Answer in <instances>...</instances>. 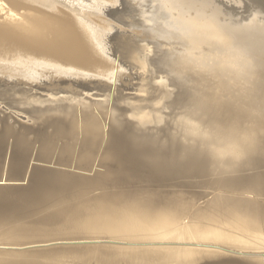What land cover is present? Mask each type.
<instances>
[{
  "label": "rangeland",
  "instance_id": "1",
  "mask_svg": "<svg viewBox=\"0 0 264 264\" xmlns=\"http://www.w3.org/2000/svg\"><path fill=\"white\" fill-rule=\"evenodd\" d=\"M0 1L3 4V9H4L3 11L4 12L13 11L14 13L18 14V16H17L18 18L19 17L20 18H23V19H21L23 21H26V18L29 16L28 15V12H27V9L28 8H30V9L33 8V9L40 10L42 12H47L49 14L56 15V16L60 17L61 19L64 18V20H68V21H72L71 20L72 19L71 17H74L75 16L74 18L76 20H79L81 23L82 22L83 23L84 22H87V23H90V25L92 26V25H94V22H95V24L98 26V28L101 27V29H102L101 31L105 30V28H108V26H105L104 27L102 24L98 23V21H95L93 19V17H92L93 15H91V14L94 12V10L87 8L86 10L85 9L82 10L85 13L84 12L81 13V11H80L81 9L78 11L77 8H74L72 6L69 7L68 4L63 3L61 0H55V1L54 0H16V2L13 1V0H0ZM138 1H135L134 3L136 4ZM169 1L170 2L168 4V11H169V9L171 11V12L169 11L170 14L168 13L169 17H171V15L173 13H175V14H173L174 16L172 15V17H171V19H169V21L172 20L171 21V22H173L172 25L173 24L174 25H177L178 22H179L178 25L179 24H181V25H179V26L178 25L177 26H174L173 25V27H171V29L169 27L168 30H172L173 29L174 31H176V29H177V31H180L181 28H178V27H181L182 25H184L185 24L184 22H186V25L189 22L191 24H188V25H191L192 27L195 26L194 27V30L195 29L196 30L198 29V31H195V34L193 35L196 43L194 41H192L191 43L188 42V44H189L188 46H187V43L185 44L186 46L184 44L182 45V43L180 41H178V43H177V41L174 43L177 46L173 45V46H175L174 47L175 49H173V51H175L177 54H179V53L181 54V55H178L180 62L181 63L188 62V63H187V65H182L181 63L178 62V60H177L178 57L177 58H174L172 60V62H171V60H169L170 61V63H168L169 66L167 65L166 68H165L166 71L167 72L170 71L173 74L178 73V72L179 73L177 74V77H176V74L174 75L177 79H175L174 77L168 76L167 73H164V76H167L165 78L166 79H169V80L171 79L170 82H171V85L173 87H174V85L175 86L179 85L181 87V89L179 91H183V89H185L186 91H191V92H194V91L196 92L197 91L199 93L200 100H204L208 96V98H210V100H207L208 98L205 99V100H207L206 102H208V101L210 103L212 102L211 104L214 105L213 106L214 108H218L219 105L221 107V103L224 102V101L225 102H224V104L222 103V105H223L222 107L225 108V106H227V108L230 111H233L234 112L236 109H238V108L241 107L239 109V111L236 110L234 113H236L240 117V119H242L241 117H243L242 121L245 118L249 119L248 117H250V118L251 117H255L258 114H261L260 112H263L264 113V111L257 110V109H260V108H262V110H264V107H261L260 106L261 105V102L264 105V13L261 12V11H259L257 9L258 6H260L261 3L263 4V1L262 0H259V1H257V0H169ZM95 5L92 4V6H94L95 8L97 6L99 7L98 4L96 6ZM128 5L132 7L133 2L129 3ZM137 7H138V4L135 5V6H133V8H137ZM240 8H243V10L240 11L239 13L238 12H235L234 9H240ZM91 11H93V12H91ZM29 13H30V16H31L32 13L31 12H29ZM82 14H83L84 17L82 16ZM0 16H1L0 17V25L3 24V23L5 24V22H7V21L3 19V15H0ZM66 17L69 18V19H67ZM173 17H174V20L175 21H177L176 20V17H177V19H178L177 23L174 22ZM179 17H181L183 24H182V22H180L181 19ZM105 20H106L105 22L109 24V23H111L112 17H106ZM90 21H93L92 22L93 24ZM207 22H209V23L207 24ZM159 24L160 23H157L156 26H159L158 28L160 29V25L162 23L160 25ZM209 24H210V28L208 27ZM204 26H205V28H204L205 30L202 29ZM115 27L118 28V27H121V26L115 24ZM138 27L140 29H138ZM134 28H133V31L134 32L139 33V32L142 31L141 30V26H137V27H134ZM156 31H157V29H156ZM217 31L219 32V35H218ZM126 35L127 36L129 35L130 36L131 33H127ZM171 36H173V34H171ZM215 36H216V38H215ZM195 37H199L200 39L199 38H195ZM162 39L160 38L159 40L161 42H163ZM198 39H199V41H198ZM208 39H209V41L210 40L211 41L208 42ZM200 40H202V41H200ZM9 41H11V40H9ZM9 41L2 40L0 42V64H2V65H7V64L8 65L9 64H12V65H17V64L27 65L25 63L26 61H30V62H32V61H42V62H49L48 65H50L51 67H48L47 68V67H45V65L40 66L41 63H37V64H31L30 63L29 66H34V67L38 68L39 71L41 69L43 70L45 68L47 70H52V72H55V70H59L60 71L58 73L55 72L57 74V78L56 79H55V77H56L55 73H52V74H54V76L52 74L49 75V76H47L48 78L47 77H33V79H32L31 77L30 78L27 77V78L30 79L29 81H25V80L23 81V79H26V78H23V77L21 78L20 77L22 79L21 80L19 77H17V78H19V80L21 82L22 81H23V83L24 82L25 83H28L29 82V83H32V84H34V82H36L34 85L35 86H38V87H41V88L42 87L44 88V86H46V85H49V86H61L62 85V87H64V88L66 87V88H69V89H73L74 91H76V92H78L80 94L78 95V99H77V101L74 104V107L76 105H78V106L75 107V109H74V107H72L71 109L70 108H67L68 110L67 111L65 110L66 112H68L67 114L65 113V111H63V113H65V114H63L62 112L59 113V111H52L53 113H56V114H53L52 113V115H54L53 116V119L61 116L60 117V120H62V122H60L61 125L59 123V125H57V126H50V127L40 128L38 130L39 131L42 130V131H40V133L39 132L36 133L35 135L33 133H29L30 135L29 134L27 135L25 133L24 134L23 133H14L13 131H9V130L4 129V128L2 129V127L0 128V188H6L7 187V188L16 189V188H20V187H27L35 179L36 174H39V173H46L48 175H51L53 178H58V179H61L62 177H67V176H68V180L71 179L70 181H68V183L63 184V186L59 185L60 188H58L59 186H57V189H56V187L49 189L45 193V194H47L46 197H43L44 201H39L38 203L35 202V205H34V203H32V201H28L25 207L29 206L30 209H29L27 215H22L23 216V217H21L22 219L21 218L18 219L19 217H17V218H14L9 223H7V221H0V261H2V260H5L6 261L7 259H8L7 261H9L10 259L11 260H14V261L15 260L16 261L17 260H26V264H29V263L31 264L32 262L34 263L37 260H39L40 262L42 261L41 263L44 262L46 264L47 263L48 264H56V261H58L57 263H61L63 261L61 264H70V263L71 264H115V263L118 264L119 261L122 260V258H121L122 256L121 255H127V254H129L128 252H131V249L135 250V252H138L140 250L141 251H144V250H148V249L150 250L151 248L152 249L154 248V249L157 250V254H159V255H163V254L166 255V253L167 254H171L174 251H176L177 249H179L180 247H183L184 249H186V248L187 249H190V248L194 249L195 248V249H199V250H203V251L206 250V251L214 252V254L218 258H216V259H208V260L205 261V264H264V223H263L264 221H262L264 219V211H263V213L261 212L263 214L262 216L260 215L261 213L259 212V210L260 211L261 210H264V209H262V208H264V205H263L264 204V196H263L264 195L263 194L264 191H261V188L262 187H263V190H264V180H263V183L260 184L261 186L259 184H258V186L257 185H252V187L254 186V188H256L255 190L243 189L247 193L249 191L248 194L245 192L247 195H249V197L247 195L245 196L244 195L245 193H243V190L241 191V189L240 190H237V192L239 194H237V192L235 193V190H233V192L231 191L232 194H230V189H225V188H222V189L218 188V189H215V190L214 189H211V190H208V191H210V192H208L206 190L209 189V188H202L201 187V189L199 190L200 187H194V188H192V189H190L188 191L187 188H184L185 190H183V187H181V188H179L180 191H181V193L178 191L179 189H177V190H175L173 192L171 191V193H170V190H168V192H162V195H164V197H166L167 195H171L170 197L167 196V198H172L173 199V198H175L177 196H179V197L182 196V197H180V199H179V197H177L176 200L179 199L180 202L181 201L183 202V200L185 198H186L185 200H188V202H186V204L185 203L179 204L178 202H176L175 205H172L173 203L170 204L171 206H175V208L178 206L176 208V210H178V211H176L173 207H172L173 210L169 209V208H171V206H169V204H167V205L165 204V205L168 206L167 207L168 210L176 211L177 214H179L181 211L183 212L182 209L184 208V213H182V212L181 213L185 215V217H184L185 219H183V216L184 215L180 216L182 218L181 220H183L182 222H185L186 221L188 223L194 224L195 226L196 225L198 226L200 224L198 226V229L200 231L197 229V226H196L195 228L198 231L197 232H191V233L186 232V229H184L182 227H181V231H178L180 229V225H177L179 227V229H178V227H176L177 230L176 229L163 228L164 226L163 225H160V224H166V222L167 223L169 222L168 219L171 220L172 218H170V217H168V215L164 214L163 217L166 218V216H167V218H166V220H165V218L163 219V217L161 216L162 214L160 213L161 214L160 215L159 213H157V211L159 210V208H158L159 205L158 204L154 206V208H158V210L156 209L157 211H153V212H151V211H147L146 212V210L144 209V207L143 208H135L137 205H135L134 208L133 207L132 208H128V206H126L124 204V202L120 198H118V195L119 194H115L116 196H114V193H111V191H117L118 190L117 192H121V193H124V194H129V195L131 194L132 195L131 196L132 198L135 197V198H133L134 199L133 201L136 202V203H139V199L142 197V191L145 190L144 189L145 186H143L144 183H141V182L138 183L137 182V181H139V179H137L136 182H130L128 184L124 182V183H122L123 186L121 184H118V186L117 185L114 186L112 184H111L112 186H105L104 184H102L103 186L101 185V187H100V185H99V187L97 185L95 187L93 186L92 188L90 187L91 189H89V188L83 187V186L81 188H79V186H77V184L75 183L76 184V187H75V185H73L74 182H72V180H75L77 178L78 179L81 178V179H84V180H86L87 177L88 178H97L98 177L99 179H102V178L103 179L104 178H106V179H108V178H116L117 175H118V171H119V169L113 168L112 165H110L105 158L104 159L101 158L103 156V154H104V144L106 143V142H104L105 141L104 135L106 133V128H105L106 120L108 121L109 124H111V123H113V121H111V120H115L112 117L117 118V115H115L114 112H112L114 114H111V116H108V117L106 116L107 115V112L109 110L108 108L109 107H112V106L114 108V105L115 104H114V101H113V97H112L111 100H102L103 98H99V97H92L91 98L89 95L93 91L92 90L93 87L96 84L99 83L98 85L102 86L103 87V90H105V92H106L107 90H109L108 87H110V85L113 83V81H116V82H119V83H121V82H124V83H126V82L127 83H129V82H131V83H137L138 81L136 79L135 80H131L132 79V77H131L132 76L131 75V71H130L129 68H127V65H126L125 62H124L125 64L122 63V62H119L118 63L115 60L116 59V56H115V53L113 51L114 50L113 47H115V46H113V44H112V46H110V48H113V50H111L109 52H107L108 49H107V46H106V50L107 51H105V49H103L104 50L103 51L102 50L103 47L101 46V43L98 42L97 39L95 40V42H92V41H89L88 42L89 46H91L92 51L94 53V55L92 56L93 57V60L92 61H94V62H92L93 64L92 63L89 64V66L88 65H84V64L83 65H79V64L70 62L68 60L62 59V58L58 57L57 55H55V54L53 55L52 53H49V52L44 51V50H41V51H44V53L43 52L41 53L40 50H38V49L36 50L35 48L33 49V47H32V50H33L32 51V50H30L31 47H28L29 48L28 49L27 47L19 46L17 44H14V42L11 43ZM215 41H216V43H215ZM201 42H204V43H201ZM93 45H94V48H93ZM195 45H197L198 47L195 46ZM199 45L202 46L201 48H203V49H200ZM205 45L207 47L209 46L208 47V51H207V47H205ZM184 46H185V49H183ZM192 46L197 47V49L194 48V47H192ZM186 47L189 48L188 49L189 52L187 51ZM222 47H224V48H222ZM17 48H19V49H17ZM198 49H200V50H198ZM178 50L180 52H178ZM203 50L205 52H208V53L205 54V52H203ZM37 51H39L40 53L37 52ZM182 51H184L186 53V55L183 54L184 52H182ZM200 51H202V52H200ZM211 51H213V52H211ZM187 52H188L189 55H187ZM224 52L227 53V56H225V57H224V55H226V54ZM108 53H111V54H108ZM202 53H203V55H200ZM46 54L48 55L47 57H46ZM209 54L211 56H209ZM50 55H51V58L49 57ZM204 55L206 57H204ZM181 56L183 58L186 57L184 59H186L187 61L184 60L183 58L181 59ZM195 56H197L196 57L197 59H195ZM216 56H218L219 58H217ZM236 56H238V57H236ZM199 57L202 58V60ZM222 57H223V60H222ZM227 57L228 58L229 57L230 58L232 57L233 60H231L230 58L227 59ZM203 58H206V59L210 58L211 60L210 59H208V60H210V63L212 61V64H214L215 66L214 65L213 66L212 65H209L210 64L209 61L206 60V59L203 60ZM198 59L201 62V64L205 61L202 66H201L200 62H198L199 65H198V63L195 65V63L198 61ZM224 59L228 60V62L226 60H224ZM235 59L238 62V64H237V62H235ZM111 60H112V62H111ZM192 60L195 61V62H193ZM220 60H221V62L222 61L223 62L226 61V62L224 64H222L223 62L222 63L219 62ZM230 61H232V62H230ZM94 63H95V65H94ZM173 63H176V64H173ZM185 63H183V64H185ZM189 63H190V65H193V68L194 69L192 68V66L190 67ZM205 63L207 64V67L208 68L206 66H204V65H206ZM216 63H218V64H216ZM228 63H233V65L231 64L230 67L229 66L227 67V65H229ZM235 63H236V65H235ZM77 65H78V67H77ZM188 65H189V67H188ZM178 66H179V69H177ZM181 66L183 68H181ZM233 66L234 67L237 66V68L236 67L234 68V71H233V68H232ZM167 67H170V68H167ZM173 67H175V68H173ZM215 67H216V69H215ZM225 67L227 68V70H225L226 69ZM238 67H240L241 69L238 68ZM82 68H86V69L88 68V69L85 70V69H82ZM205 68H207V69H205ZM181 69H183V71ZM201 69H203V70H201ZM212 69H213V72H212ZM185 70H187L189 73H191V75L188 72H186ZM198 70H199V73L200 74L197 73ZM76 71L81 72L82 74H80V75H85V76L80 77V75H77ZM134 71L135 70H133L132 73H134ZM201 71L202 72L204 71V72L202 73ZM235 71H238V72L236 73ZM138 72H142V71H138ZM181 72L184 73L183 74V77L181 75L182 74ZM185 72H186V74H185ZM219 72L221 74H219ZM232 72H235V73L233 74ZM193 73H195V74H193ZM208 73H209V76L206 75V77L208 76V78L206 79V77H205L204 74H208ZM60 74L62 75L61 77H59ZM147 74H149V73H147ZM212 74L215 77L217 75H219V76L222 75V74L223 75H222V78H221V76L220 77L217 76V78H215ZM237 74H238V77H237ZM239 74H240V76H239ZM113 75H114V77H113ZM186 75L188 76V80H186L187 79V76ZM196 75L200 76L198 78L199 80L203 77L205 79V82H203L204 79L200 80V82H201V85H200L199 84L200 82L199 81L197 82L198 79L196 80V78H197ZM202 75H204V76H202ZM211 75H212V77H211ZM228 75L229 76L231 75V77H228ZM190 76H192V78L193 77H196V78L195 79L194 78L192 79V78H190ZM49 77H51V79H49ZM63 77H64L65 80L63 79ZM147 77H146V80H149ZM209 77L212 78V79H215V82L212 81V79L209 80L210 79ZM5 78H9V77H5ZM13 78H14L15 81L18 80V79H16V77H13ZM34 78H36V79H34ZM52 78L55 79V80H52ZM61 78L63 80H61ZM71 78L72 79L74 78V79L72 80ZM220 78L222 79V81H221ZM235 78H237V79H235ZM37 79L41 83L37 82L36 81ZM58 79H60V80H58ZM76 79H78V80H76ZM92 79H93V81H92ZM179 79L180 80L181 79H184V80H186V81L189 82L188 83L189 85L193 84V86H189L188 84L181 86V84H179V81H176V80H179ZM190 79H192V80H190ZM218 79H220L219 80V82H220V88H218L219 84H217V82H218L217 80ZM26 80H28V79H26ZM74 80H76L77 82L74 81ZM86 80H87V82H86ZM194 80H196V81H194ZM226 80H227V82H226ZM231 80H234V82H236V84L235 83H232L233 81H231ZM239 80L242 81V82H240ZM47 81H49L50 83H52V82L53 83L50 84ZM54 81H55V83H54ZM63 81L66 82V83L69 82V84H66L65 83L66 84L65 85ZM71 81L72 82L74 81V82L72 83ZM81 81L82 82L85 81V82L84 83H81ZM206 81L209 82V84ZM230 81H231V83H230ZM238 81L240 82V85H239V82ZM56 83L59 84V85H57ZM86 83L89 86H87ZM127 83H126V85H127ZM203 83L205 84L204 86H206V84H208V86H210V84H211L212 87L215 86V87H213L215 89H213V90L211 89L210 90V88H212V87L211 86L210 87L206 86L210 90L209 91L206 87L203 86ZM227 83H229V84H227ZM79 84L82 85V86H80ZM212 84H214V85H212ZM230 84H233V85H230ZM223 85L226 86L227 88L226 87H223ZM235 85H236V87H235ZM232 86H234V87H232ZM87 87H88V89H87ZM216 87H217V89H216ZM228 87H229V89H228ZM142 88H145V87L143 86ZM198 88H199V91H198ZM221 88H223V89H221ZM201 89H202V92H201ZM205 89H206L207 92L206 91L203 92V90H205ZM88 90H89V94L87 92ZM216 90H217V92L219 90L220 91L219 92V95L222 96V97L219 96L220 97V98L218 97L219 99L217 98L218 93L216 92ZM222 90L224 91L225 94L223 92H221ZM79 91H83L84 94L86 93L88 95L86 97H84V94H81V92H79ZM209 92H211V93H209ZM212 92L214 93V95H215V93L217 94L216 97H214L212 95L213 94ZM200 93H204V96L205 97L203 96V94H201L202 95L201 96ZM207 93L208 94H211V95H207ZM123 94L125 96L128 95L126 97H129V96H134V95H138L139 96V95H141L143 93H141L139 91H135V90L129 89V88L128 89L126 88L125 90H123L122 95ZM232 94H234V95H232ZM212 96L214 98H216L217 101H215L216 99H213ZM223 96L225 97V99H224ZM108 97H111V96H108ZM254 97H256V98H254ZM58 98L62 99L61 97H58ZM211 98L215 101V103L213 102V100ZM64 99L70 100V101L71 100H76L74 97H71V98L67 97V98H64ZM221 99H222V101H221ZM245 101H246L247 104L245 103ZM90 102L91 103L93 102V103L90 104ZM97 103H99V104H97ZM218 103H220V104H218ZM227 103H228V105H227ZM242 104H243V106H242ZM8 108L3 103H0V116L2 115L0 117V119H2V118L3 119H6V118H9V117H12V116L13 117L14 116L17 117V115L19 114V117L17 119L20 120L22 118L21 121L26 122L25 124H29V125H33L34 126L33 121L31 119L29 120V119L26 118V116H33L34 117V115H30L28 113L21 112V110L19 111V110H16L15 108H12V107H9V106H8ZM94 109H95V111L96 110L97 111L95 112ZM69 110H71V112ZM90 110L93 111L94 113L91 112ZM74 111H76V112H74ZM85 111H87V113ZM252 111H254L255 113L253 112L251 114L250 112H252ZM75 113H76V115H75ZM81 113H83V114H81ZM240 113H241V116H240ZM245 113H246V115H245ZM48 114L50 115V113H45L46 116ZM55 115H58V116L55 117ZM65 115L68 118H66ZM82 115H84V116H82ZM85 115H87V116H85ZM100 115H101V117H100ZM92 116H93V119L94 120L91 118ZM43 117L44 116L42 115L41 118H43ZM45 117H44V119H45ZM71 117L72 118L75 117V119L73 118L74 120H72ZM67 119H69V121ZM89 119H90V121H89ZM247 119H245L242 122V124H244V123L246 124L247 122H248L247 123L248 125L255 124L252 121L247 120ZM262 120L260 122L256 123V124H258V125H264L263 124L264 123V120L263 121ZM30 121H31L32 124L30 123ZM94 121L97 122V124L94 123ZM9 122H11V120H9ZM69 122L70 123L73 122V123L70 124ZM91 122H93V123H91ZM117 122H119V121H117ZM74 123H75V125L73 127H71ZM9 124H12V123H9ZM119 125H121V124H119ZM52 128H54V129H52ZM84 129H86V130H84ZM52 133H54L55 135L52 134ZM19 134H21L22 136L19 135ZM56 134H57V136H56ZM58 136H60V137H58ZM22 145H23V147H22ZM107 153H108V150H107ZM122 156L126 160L127 157L124 156L123 154H122ZM263 162H264V160H263ZM263 162L261 163L262 165L259 164V165H257V167L255 166V164L251 163V165H249L248 168L246 167L244 169V171L246 170L245 171L246 174L244 173L243 170L241 172H239L240 174L239 173H236V174H238L239 176H241L244 173L243 176L246 177L250 173L253 174V166H255L254 167V169H255L254 171L255 172H254L253 175H255V173H256V175H255L254 178H256L257 176L261 178L264 175V173H262V172H264V167H263L264 163ZM252 164H253V166H252ZM120 168L122 169V166ZM249 168L251 169V171H250ZM256 168L258 170H256ZM260 168H262L261 169V172H259L260 171ZM260 173H261V175H260ZM236 174L234 173L233 175H236ZM252 174L250 176H247V177L248 178L250 177V179H251L252 178L251 176H253ZM57 176H59V177H57ZM70 177H72V178H70ZM262 178L264 179V176ZM46 182H48V181H46ZM70 182L73 183V184H70ZM124 186H125V188H124ZM73 187H75L74 190H73ZM106 187H107V190H106ZM108 187H109V189H108ZM113 187H115V188H113ZM83 188H85V189H83ZM103 189H104V192L105 193L102 192ZM181 189L184 191V193H183V191ZM186 189H187L188 193H187ZM193 189H194V191H191ZM219 189L220 190H223V191L225 190V192L220 191ZM51 190L53 191V193H51ZM56 190L59 191L58 192V195H57ZM154 190H159V189L157 188V189H154ZM195 190H197V193L198 194H202V193H200L201 190H202V192H203L204 195L202 194L201 197H200V195L197 196L196 195L197 193H196ZM64 191H65V193H64ZM69 191H70V193H69ZM108 191H110V192H108ZM176 191H178L180 194L183 193L184 196L186 194H189L191 196V201L192 200L194 201V198L193 197L196 195L195 197H197V198H195V199H198L197 200L198 203L197 202H194V204H193V201H192V203L189 204V202H191L189 200L190 196L189 195H186L188 197H186V196L184 197L183 195H180V194L178 195V193L177 194L176 193L174 194V192H176ZM216 191H218V192H216ZM67 192H68L69 195H67ZM73 192H75V194ZM79 192L80 193L83 192V194L85 193V199H89V200H85L83 198L84 197L83 194L81 193V195H80ZM185 192H186V194H185ZM240 192H242V193L240 194ZM60 193H61V195H59ZM78 193H79V197L81 196L80 197L81 198L80 201H79V197L77 195ZM94 193H97V194L93 195ZM194 193H196V194H194ZM214 193L215 194H218V195H221L222 197L217 195L218 198L214 199V197H213L215 195ZM225 193H226V195H225ZM257 193H258V196H257ZM260 193H261V195L262 194L263 195L261 196ZM105 195H107V196H105ZM231 195L234 196V197H232ZM242 195L246 197V199L244 197V199L246 200L245 202H247L245 204L246 206L244 205L245 202L243 201L244 199H243V196ZM65 196H68V197L66 198ZM71 196H72V200L70 199ZM94 196H96V197H94ZM98 196H99V198L101 196V199H99ZM225 196H227L228 199ZM235 196L238 197V198H240V200H238V198H236ZM254 196H255V199L257 198L255 201H256L257 204H259L258 207H257V204L255 203L254 199L252 198ZM259 196H261V197H259ZM106 197H108L109 200L113 201V203H115V201H116V203L115 204H112L110 206L108 205L110 208L108 206H104L105 204L104 205H100L99 204V205H96V206H90L94 202L97 203L96 202L97 200H105V199H107ZM116 197L118 199H120V200H117ZM223 197H225V198H223ZM247 197L248 198L251 197L250 199H253V200H250V201L248 199V201L250 202V204L253 201V204H251V206H247V204H248ZM258 197L261 200H259ZM55 198L56 199L59 198L60 200L59 199L56 200ZM92 198H93V200H92ZM181 198H182V200H181ZM233 198L234 199L236 198L235 203L238 204L236 206L237 207V210H236V207H234L235 204H234ZM63 199L66 200V202ZM77 199H78L79 202L77 201ZM201 199L203 200V202H202ZM205 199H207V200H205ZM14 200H16V199L14 198ZM14 200H13V202H11V204L12 203L13 204H19L18 202H16L17 200L16 201H14ZM53 200H55V202H53ZM62 200L64 202H61ZM109 200H106V201H109ZM224 200H225V202L227 201L226 204H228L229 202H231V203H229L230 205L228 204V207L232 210V212L230 211L232 213V215H233L232 217H231V213L230 212H228L229 215H227L225 213L226 211H229V208L227 209L226 208L227 205L225 206V204H224V206H225L224 207L223 204H221L222 202L225 203ZM230 200H232V201H230ZM90 201H91V203H90ZM117 201H118V203H117ZM257 201H259V202H257ZM29 202H30V204H29ZM84 202H86V203L88 202L87 204H90V205L89 206L87 205V206H84V207H79V205L81 203H84ZM199 202H200V204L202 202L203 205L202 204L200 205ZM239 202H240V205H239ZM73 203H74V205L76 203V205L74 206ZM232 203H233V206L231 205ZM241 203H242V205H241ZM49 204H51V205H49ZM62 204L63 205L65 204V205L63 206ZM114 205H115V208H114ZM189 205H190V207H189ZM194 205H195V208H194ZM196 205L198 207H196ZM254 205H255V207H254ZM67 206L69 208H67ZM161 206H162V204L160 205V208H164L165 209V210L164 209H162V210L167 211V208L166 207H164V206L161 207ZM181 206L182 207L184 206V207L183 208H180ZM202 206H204V207L201 208V209H198L199 207H202ZM218 206H219V209H220L219 211H218ZM221 206H223V207H221ZM238 206L239 207L241 206V207L239 208ZM242 206L248 207L247 208L248 210H246V208H244L245 209V211H244V209H242L243 208ZM260 206H261V209L259 208ZM41 207H42V209H41ZM191 207H192V209H191ZM205 207H206V210L208 211V214H207V212H205ZM111 208H112V210H110ZM185 208H187V209H185ZM193 208L194 209L197 208L196 211H198L199 213L198 212L196 213V211H192V210H194ZM224 208L226 210H224ZM253 208L255 209V211L253 210ZM114 209H116L117 212L116 211H113ZM221 209H223L222 212L225 213L224 218L225 217H227V218H225V219L224 218H221V216H222L221 215L222 214ZM238 209H242V211L240 210L241 212L239 213V210ZM249 209H252L251 210L252 213L249 211ZM87 210H89V211H87ZM95 210H97V212ZM127 210H129V211H127ZM209 210L211 211V213L209 212ZM98 211L101 212V213H99ZM138 211L141 212V213H139ZM88 212H89V214H88ZM90 212H92L93 214H91ZM115 212L118 213V215ZM201 212H203L204 214L201 213ZM212 212H213V215H212ZM218 212H219V216H220L219 218L216 217V215H218ZM242 212L243 213H246L247 212L248 215H250V216L252 214L251 218L253 217V220H254L255 223L253 221L252 222H248L247 219L245 218V216H246L247 213L244 214L245 215L244 216L242 214ZM255 212H256V214H255L256 216L254 215ZM143 213H144V215H142ZM187 213H189V214H187ZM214 213H215V216H214ZM234 213H236V214H234ZM77 214H78V216H77ZM81 214L83 216H81ZM84 214H86V216H84ZM115 214H116V216H118L117 218H116ZM209 214L211 215L210 217H209ZM237 214H238V217H237ZM44 215H45V217H43ZM112 215H113V217H112ZM189 215L197 216L198 219H196L195 221L194 220L190 221L189 220L190 217L187 219V217ZM203 215H205V217ZM241 215H243V216L240 217ZM48 216L49 217L51 216L50 217L51 219ZM154 216L156 217L157 223H156V220H153V219H155ZM212 216H214V217H212ZM94 217L96 219H94ZM133 217H134V219H133L134 222H136V221L138 222L139 220H141V221H139V223L141 222V223L148 224V223H150L151 220H153V221H151L150 225L148 224V226H146V227L140 226V225L137 226V228H135L136 229L135 231H133V232L130 231V232H128L127 235H117V234L116 235H113V234H110V235L107 236L106 235L107 233H105V234L102 233V234L96 236L95 234L94 235L93 234H91V235L90 234H86V235L85 234H78L79 235L78 237L71 238L70 242L71 243L74 242V243L69 244V245H63L62 243L64 241H65L64 243H70L67 238L68 237H71V236H64L65 239H64V237L63 238L62 237H59V238H55V239L54 238H45L44 237V239L43 238H40L38 240H37V238H35V239H30V241H32V242H30L29 240L28 241H24L25 243L27 242L26 245H25V243H23V241H21L22 242L21 243L20 241L18 242V240H14L13 239L12 240L13 242H12L10 239H8L7 236L4 237L5 231H7L6 228L11 227V226H13L15 224L16 225H21V223L22 224H25V223L29 224V223H32L33 219H34V223L37 222V221L38 222L39 221H43L44 219H46L47 222L49 220H51V221L48 222V224H51V225H49L48 228H51L52 227L51 231H53V230L57 229L58 227L67 225L68 223L66 222V224H65L64 221H66V220L71 221L72 218H73V220L74 219L75 220L78 219L77 221H81V222H84L85 219L87 221L89 219L92 220L91 218H93V220H95V223H97V224L98 223L99 224L100 223L105 224V223H110L111 221L112 222H121V221L122 222H131ZM136 217H138V218H136ZM139 217H140V219H139ZM141 217H143V219ZM150 217H152V218H150ZM230 217H231V219H230ZM255 217L259 219V220L257 219L258 222H261L262 221L261 224L258 223V225L260 224L259 226H256L257 221L255 220L256 219ZM260 217H262V220H261ZM40 218H41V220H40ZM157 218H162L163 221L162 220H159ZM237 218H241V219L238 220V222H241V220H242V222H246L247 221V223H252V225L250 224L248 226L250 229L248 227L247 228H244L245 225L243 226V228L242 227H239L237 225L238 223L236 222L237 221ZM249 218L250 217L248 216V220L251 221ZM52 219H53V221H52ZM135 219H136V221H135ZM98 220H100V221H98ZM201 220H202V224H201ZM228 220L230 222H228ZM23 221L25 223H23ZM159 221L160 222L162 221V222L160 223ZM19 222H21V223H19ZM152 222H154V223L152 224ZM216 222H219V223H216ZM229 223H230V225H229ZM212 224H213V226H212ZM233 224H236V226L233 225ZM207 225L209 227H211L210 230L212 228H214L215 230L218 229V232H216V233H213L212 232V234H210L211 233L210 232V233L205 234V232L210 231L209 230V227H207ZM222 225H224V226H222ZM202 226L204 228H207V230L206 229L203 230V227ZM217 226H219V227L217 228ZM19 227H21V226H19ZM257 228H259V229H257ZM252 229H254V230L256 229V230L253 231ZM182 230H183V232H182ZM243 230H246V231H243ZM247 230L248 231H253V233L252 232H247ZM241 231L242 232H245V233H241ZM246 232L248 234H250V235H247ZM179 233H182L183 235L182 234L179 235ZM219 233L221 235L227 234L230 238L227 235H224V237H222L223 239L222 238L220 239V234ZM232 233H234V234H232ZM244 234L247 235V236H250V237H245ZM253 234L254 235L256 234V237ZM204 235H205L206 238L204 237ZM212 235H213V237H212ZM232 235H234V236H232ZM235 235H236V237H238L237 239H236ZM191 236H193L194 238L191 237ZM208 236L211 239H207ZM226 236H227V238L229 240L230 239L232 240V241L230 240L232 243L228 239L226 240L227 242L224 240V239H226ZM108 237H110V238H108ZM85 238H87V239H85ZM200 238L201 239L204 238V240L206 242L204 240H201ZM238 239H241V240L239 241ZM242 239H245V240L242 241ZM87 240H90V241H87ZM235 240H237V241H235ZM38 241H41V242H38ZM223 241H224V243H223ZM238 241L240 242V244H239ZM247 241H248V243H247ZM233 242H236V243L238 242V244L233 243ZM243 242H244V244H243ZM261 242H262V244H261ZM36 243H38V244H36ZM52 243H54V244H52ZM245 243L248 244V245H246ZM250 243H252V244H250ZM116 244H117V246H116ZM108 245H109V247H108ZM150 245H152V246H150ZM249 245H250V248H249ZM253 245H255V246H253ZM5 246H7V247H5ZM174 246H176V247H174ZM72 247H73V249H72ZM115 247L117 249H115ZM52 248H57L56 249L57 252H58V253H56V257L57 258L53 255L51 257H54L55 259L54 258L53 259L52 258L48 259V257H46V255H43L42 252L44 250H46V249L50 250ZM106 248H107V250H106ZM76 249H77V251H76ZM121 249L124 250L123 253H121L122 252ZM136 249H138V250H136ZM165 249H168V250H165ZM13 253H16V254L18 253V257H17L16 254H13ZM131 253H133V252H131ZM74 254H81V255H91V254H94V255H103V254H105L107 256H108V254H110V255H112L111 257L117 258L119 260L112 258V259H108V260H99V259L89 260L88 259L86 261V259H84L83 262H82L81 260H78V259L74 258L73 257ZM118 257H120V258H118ZM244 259H247L250 262L248 263ZM169 264H173V263L170 262Z\"/></svg>",
  "mask_w": 264,
  "mask_h": 264
},
{
  "label": "bare ground",
  "instance_id": "2",
  "mask_svg": "<svg viewBox=\"0 0 264 264\" xmlns=\"http://www.w3.org/2000/svg\"><path fill=\"white\" fill-rule=\"evenodd\" d=\"M16 2V0H13ZM55 1V0H54ZM63 3L65 4H68L69 7L72 6L74 8H77L78 11L80 10L81 13L84 12L82 10H86L87 8L89 9H92L94 10L91 11L93 12L91 15H93V19L95 21H98V23L102 24L104 27L105 26H108V28H105V30L101 31V27L98 28V26L95 24L94 22V25H90V23H87V22H80L79 20H76L74 17H71L72 21H68V20H64V18H60L56 15H53V14H49L47 12H42L40 10H37V9H30L28 8L27 9V12H28V17L26 18V21H23L21 19L23 18H18V14L14 13L13 11H7V12H4L3 10V4L2 2L0 1V15H3V19L6 20L7 22H5V24H1L0 25V42L2 40H11L9 42L13 43L14 44H17L19 46H23V47H31L30 50H32V47L33 49L35 48L36 50H44V51H47L49 53H52L53 55H57L58 57L62 58V59H65V60H68L70 62H73V63H76V64H79V65H88L91 64L93 60V51H92V48L91 46H89L88 42L89 41H92V42H95V40L97 39L98 42L101 43V47L102 50L105 49L106 50V46H107V49L109 51L113 50L114 48V53H115V56H116V61L119 63V62H122V63H126L127 65V68L130 69L131 71V77L132 79L131 80H137L138 82L137 83H124V82H116V81H113V83L110 85V87H108L109 90H107L105 92L106 95L108 96H111L113 97V101H114V108L112 106V109L113 111L117 112L120 117L123 119V121L128 124V125H131L133 128H135L137 131H141L145 134H147L148 136H150L151 138H155V139H158V140H161L162 142L163 141H166L168 143H171L172 145L175 144V145H178L180 147H182V150H184L183 152H185L186 154H191L194 158L198 159V160H201L205 166V168H201V167H197V166H194L193 163H182L181 165H176L174 164V162H172L170 165H168L167 167H162L160 166V160L155 156V157H150L151 159H144L145 163H148V165H144V167H138L136 165V163L134 161H132L131 159H128L126 158V160L124 159V157L122 158L120 155H119V149H115L116 152H111L109 151L107 153V150H105L103 156L101 157L102 159H106L108 161V163L110 165H112L113 168H116V169H119L118 171V175L116 178H102V179H99L98 177L97 178H86V180L84 179H75V180H72L73 183L70 182V184H73L75 185L76 187V184L77 186H79V188H81L82 186L83 187H87L89 189H91L93 186H97L101 187L102 184H104L105 186H118V184H121L122 183H130V182H136L137 179H139V181H137L138 183L141 182V183H144L143 186H145V190L142 191V197L139 199V203H136L134 202L133 198L135 197H131L132 195L130 194H124V193H121V192H117V191H111V193H114V196H116L115 194H119L118 195V198H120L124 204L126 206H128V208H134L135 205H137L135 208H143L147 211H157L158 208L159 210L157 211V213H161L160 215L163 217L164 214L168 215V217L172 218L171 220L168 219V223L166 222V224H160V225H163L164 227L163 228H167V229H176V227H178L177 225H180V229L178 227V231H181V227L186 229V232L188 233H191V232H197L199 229H198V226L200 225H196L197 226V229L195 228L196 226L192 223H188V222H182L183 220H181L182 218L180 216L184 215L182 213H184V206L180 207V208H183V212L180 214H177L176 211V207L175 206H171L170 204L172 205H175L176 202H178L179 204L181 203H185L188 202V200H183V202L181 201L180 202V197L182 196H177L179 197V201L176 200L177 197L175 198H167L170 197L171 195H165L166 197H164V195H162V192H168V190H170V193L171 191H175L181 187H183V190H185L184 188H187L188 191L194 187H200L199 190L202 188H209L207 189L206 191L208 190H211V189H222V188H225V189H230V194L231 191L233 192V190H235V193L237 192V190H240L241 191L243 189H251V190H255L256 188H254V186L252 187V184L250 185H238V184H234V183H231V178L229 177H225L226 175H229V174H232V173H239L241 172L242 170L244 171V169L246 168V165L249 163V160H248V153H249V144L252 143V139H249V137L251 136V133H253L255 136H258L259 139L264 143V125H247L244 123L242 124V126H240L239 124L233 122V121H229L227 120L226 118H222L218 115H215L207 110H205L202 106V103L200 101V96H199V93L196 91L194 92H191V91H186L185 89H183V91H179L181 89V87L179 85L175 86L174 87L171 85V82L169 79H166L165 77L167 76H164V73H167L166 71V66L168 65V63H170L169 60H172L174 58H177L178 57V62H180L179 60V56L178 55H181L180 53L177 54L175 51H173V49H171V47L173 45H175L174 43L177 41H180L182 43V45L186 44L187 43V46L189 45L188 42H192L194 41L195 42V39L193 37V35L195 34V31H198V29L194 30V27H192L191 25H188V24H191L188 22V24L186 25V22H184L185 24L182 25L181 27H178V28H181L180 31H174L173 29L172 30H168V28L170 27H173L171 21H169V19H171L172 15L175 14V13H171V17H169L168 13L170 11H168V4H169V0H61ZM135 1H138L136 4L134 3ZM105 2V3H104ZM133 2V5L132 7L129 6L128 4ZM104 3V4H103ZM93 5H99V7L97 6L96 8ZM138 4V7L137 8H133V6L137 5ZM33 5V4H32ZM95 5V6H96ZM172 5V4H171ZM61 6V5H60ZM90 6V7H89ZM71 9V8H70ZM259 11L263 12L264 13V0H263V4L261 3L260 6H258L257 8ZM76 10V9H75ZM31 12V16H30V13ZM74 12V11H73ZM171 12V11H170ZM21 13V12H20ZM85 13V12H84ZM83 13V14H84ZM178 13V12H177ZM79 14V13H78ZM82 14V16H83ZM88 14V13H87ZM170 14V13H169ZM76 15V14H75ZM178 15V14H177ZM87 16V15H86ZM174 16V15H173ZM1 17V16H0ZM84 17V16H83ZM106 17H112V20H111V23H106L105 19ZM186 17V16H185ZM193 17V16H192ZM18 18V19H17ZM67 18V17H66ZM86 18V17H85ZM84 18V19H85ZM181 19V17H179ZM190 18V17H189ZM201 18V17H200ZM69 19V18H67ZM81 19V18H80ZM91 20V19H90ZM173 20H174V17H173ZM176 20L178 21L177 17H176ZM186 20V19H185ZM190 20V19H189ZM195 20V19H194ZM198 20V19H197ZM177 21L174 20V22L177 23ZM91 23L93 21H90ZM182 22V19L181 21ZM212 22V21H211ZM157 23H162L160 25V29L158 28L159 26H156ZM179 23V22H178ZM177 23V25H178ZM209 22H207L208 24ZM93 24V23H92ZM115 24L116 25H119L121 27H115ZM183 24V22H182ZM211 24V23H210ZM210 24H209V28H210ZM96 25V26H95ZM152 27H151V26ZM177 25H174V26H177ZM181 25V24H179ZM178 25V26H179ZM137 26H141V32L137 33V32H134L133 31V28L134 27H137ZM200 26V25H199ZM198 26V27H199ZM217 26V25H216ZM197 27V28H198ZM207 27V26H206ZM177 28V27H176ZM183 28V29H182ZM205 26L202 28L204 29ZM135 29V28H134ZM138 29H140L138 27ZM157 29V31H156ZM205 30V29H204ZM207 30V29H206ZM210 30V29H209ZM100 31V32H99ZM159 33L161 32V35H163V38H168L170 37L171 34H173V36L175 38H173V36L170 38V40L166 41L162 39L163 42H160L159 41H156L155 40V35L156 33ZM212 32V31H211ZM216 32V31H215ZM127 33H131V35L127 36L126 34ZM209 33V32H208ZM207 33V34H208ZM218 35H219V32L217 31ZM224 33V32H223ZM200 34V33H199ZM216 34V33H215ZM169 35V36H168ZM221 35V34H220ZM209 36V35H208ZM214 36V35H213ZM221 37V36H220ZM223 37V36H222ZM195 38H199V37H195ZM212 38V37H211ZM216 38V36H215ZM200 39V38H199ZM198 39V41H199ZM221 39V38H220ZM158 40V39H157ZM191 40V41H190ZM205 40V39H204ZM207 40V39H206ZM213 40V39H212ZM217 40V39H216ZM202 41V40H200ZM211 41V40H210ZM209 39H208V42H210ZM207 42V41H206ZM213 42V41H212ZM196 43V42H195ZM201 43H204V42H201ZM216 43V41H215ZM218 43V42H217ZM222 43V42H221ZM230 43V42H229ZM115 46L113 48H110V46ZM193 45V44H192ZM201 45V44H200ZM200 49H203L201 48L202 46H200ZM207 45V44H206ZM205 45V47H207ZM209 45V44H208ZM221 45V44H220ZM177 46V45H175ZM174 46V47H175ZM186 46V45H185ZM185 46L183 49H185ZM197 46V45H195ZM210 46V45H209ZM208 46V47H209ZM219 46V45H218ZM182 47V46H181ZM194 47V46H192ZM198 47V46H197ZM197 47H194L197 49ZM208 47H207V51H208ZM211 47V46H210ZM213 47V46H212ZM93 48H94V45H93ZM191 48V47H190ZM224 48V47H222ZM19 49V48H17ZM29 49V48H28ZM177 49V48H176ZM182 49V50H183ZM187 51L189 48H187ZM198 49V50H200ZM211 49V48H210ZM214 49V48H213ZM195 50V49H194ZM234 50V49H233ZM33 51V50H32ZM44 51H41V53ZM104 51V50H103ZM112 51V52H113ZM219 51V50H218ZM217 51V52H218ZM39 52V51H37ZM178 52H180L178 50ZM184 52V51H182ZM189 52V51H188ZM187 52V55H189ZM192 52V51H191ZM190 52V53H191ZM202 52V51H200ZM199 52V53H200ZM203 52H205L203 50ZM213 52V51H211ZM40 53V52H39ZM46 53V52H45ZM176 53V54H175ZM208 53V52H205V54ZM215 53V52H214ZM213 53V54H214ZM225 53V52H224ZM108 54H111V53H108ZM183 54L186 55V53L184 52ZM211 54V53H210ZM209 54V56H211ZM218 54V53H217ZM227 56V53H225ZM191 55V54H190ZM200 55H203L200 54ZM223 55V54H222ZM230 55V54H229ZM241 55V54H240ZM48 55L46 54V57ZM114 56V57H115ZM214 56V55H213ZM212 56V57H213ZM220 56V55H219ZM51 58V55L49 56ZM48 57V58H49ZM191 57V56H190ZM197 56H195V59ZM201 57V56H200ZM199 57V58H200ZM204 57H206L204 55ZM211 57V58H212ZM215 57V56H214ZM217 58H219L218 56H216ZM238 57V56H236ZM183 57L181 56V59ZM186 58V57H184ZM183 58V59H184ZM230 58V57H229ZM227 57V59H229ZM242 58V57H241ZM57 59V58H56ZM96 59V58H95ZM192 59V58H191ZM202 60V58H200ZM206 59V58H203V60ZM210 59V58H208ZM206 59V60H208ZM214 59V58H213ZM212 59V60H213ZM231 60L232 57L230 58ZM124 60V61H123ZM186 60V59H184ZM194 60V59H193ZM192 60V61H193ZM211 60V59H210ZM210 60L209 63H210ZM218 60V59H217ZM216 60V61H217ZM222 60H223V57H222ZM226 60V59H224ZM241 60V59H240ZM56 61V60H55ZM176 61V60H175ZM182 61V60H181ZM187 61V60H186ZM214 61V60H213ZM228 62V60H226ZM226 61H222L221 60L219 62H221L222 64H224ZM239 61V60H238ZM24 62V61H23ZM112 62V60H111ZM116 62V63H117ZM174 62V61H173ZM195 62V61H193ZM200 62L199 59L198 61L195 63V65ZM203 62V61H202ZM205 62V61H204ZM203 62V63H204ZM207 62V61H206ZM232 62V61H230ZM235 62L236 59H235ZM27 65H24V64H17V65H12V64H7V65H2L0 64V103H3L5 106H8L9 107H12V108H15L16 110H21V112H24V113H28L30 115H34L33 116H26L27 119H31L34 123V126L33 125H29V124H25L26 122L24 121H21V119H17L19 117V114L17 115V117H9V118H6V119H0V128L2 127V129H7L9 131H13L14 133H25V134H29V133H33L34 135L36 133H40V131L42 130H38L40 128H43V127H50V126H57L59 125L60 122H62V120H60V117H58V119L54 118V119H51L50 115H45V113H48L49 111H61V110H65L67 108H72L74 107L73 103L72 104H68L67 102L70 101V100H64V98L60 99L58 98V94H60L64 88L62 87V85L60 87H56V88H53L51 90V93L53 94V96L49 95L47 98H46V95H43V96H37L36 92L35 93H29L28 90L26 92L23 91L22 87L21 88H17L19 86H23L24 83L23 81L21 82L19 80V78L21 77H31L33 79V77H47L49 75H51L52 73H55V72H60L59 70H55V72H52V70H46L45 69H41L40 71L38 70V68L34 67V66H29L30 63L31 64H37V63H41L40 66L42 65H45V67H51L50 65H48L49 62H42V61H26L25 62ZM109 63V62H108ZM124 63V64H125ZM185 63V62H183ZM181 63L182 65H187L188 62H186L185 64ZM203 63L201 64V66L203 65ZM215 63V62H214ZM93 64V63H92ZM173 64H176V63H173ZM178 64V63H177ZM206 64V63H205ZM218 64V63H216ZM229 65H227V67L231 66V64L233 65V63H228ZM238 64V62H237ZM95 65V63H94ZM171 65V64H170ZM190 65V63H189ZM188 65V67H189ZM199 65V63H198ZM197 65V66H198ZM209 65H214L212 64V61ZM236 65V63H235ZM169 66V65H168ZM173 66V65H172ZM175 66V65H174ZM177 66V65H176ZM192 66L193 68V65H190V67ZM207 67V64L204 65ZM215 66V65H214ZM221 66V65H220ZM225 66V65H224ZM78 67V65H77ZM187 67V68H188ZM211 67V66H210ZM237 68V66H235ZM234 66L232 67L233 68V71H234ZM42 68V67H41ZM44 68V67H43ZM167 68H170V67H167ZM175 68V67H173ZM177 68V67H176ZM181 68H183L181 66ZM191 68V69H192ZM204 68V67H203ZM208 68V67H207ZM205 68V69H207ZM222 68V67H221ZM226 68V67H225ZM240 68V67H238ZM82 69H85L87 70L86 68H82ZM179 69V66L178 68ZM189 69V68H188ZM194 69V68H193ZM216 69V67H215ZM220 69V68H219ZM241 69V68H240ZM239 69V70H240ZM80 70V69H79ZM134 71V73H132V71ZM174 70V69H173ZM183 71V69H181ZM203 70V69H201ZM221 70V69H220ZM227 70V68L225 69ZM236 70V69H235ZM138 71H142V72H138ZM186 72H188L187 70H185ZM190 71V70H189ZM194 71V70H193ZM224 71V70H223ZM170 72V71H169ZM178 72V71H177ZM185 72V74H186ZM191 72V71H190ZM202 72V71H201ZM204 72V71H203ZM202 72V73H203ZM212 72H213V69H212ZM228 72V71H227ZM226 72V73H227ZM236 73L238 71H235ZM235 72H232L233 74ZM66 73V72H65ZM77 75H80L82 74L81 72L79 71H76ZM142 73V74H141ZM149 73V74H147ZM179 73V72H178ZM178 73H175L176 74V77H177V74ZM182 74V77H183V72H181ZM189 73V72H188ZM198 74L199 73V70L197 71ZM201 73V74H202ZM210 73V72H209ZM209 73L208 74H204L205 77L206 75L209 76ZM230 73V72H229ZM242 73V72H241ZM240 73V74H241ZM168 74V73H167ZM174 74V75H175ZM191 75V73H189ZM195 74V73H193ZM192 74V75H193ZM211 74V73H210ZM215 74V73H214ZM219 74H221L219 72ZM239 74V76H240ZM54 76V74H52ZM56 77L55 79L57 78V74L55 73ZM188 75V74H187ZM186 75V76H187ZM202 75V76H204ZM213 75V74H212ZM211 75V77H212ZM223 75V74H222ZM222 75L221 78H222ZM232 75V74H231ZM231 75L228 77H231ZM236 75V74H235ZM52 76V77H53ZM62 75L60 74L59 77H61ZM69 76V75H68ZM74 76V75H73ZM72 76V77H73ZM85 75H80V77H83ZM148 76V77H147ZM195 76V75H194ZM201 76V77H202ZM208 76L206 77V79L208 78ZM214 76V75H213ZM218 77H220L219 75H217ZM217 76L215 78H217ZM225 76V75H224ZM234 76V75H233ZM243 76V75H242ZM5 77H9V78H5ZM11 77V78H10ZM13 77H16V79H18L17 81L14 80ZM19 77V78H17ZM66 77V76H65ZM78 77V76H77ZM97 77V76H96ZM114 77V75H113ZM146 77L149 79V80H146ZM176 77H174L175 79H177ZM180 77V76H179ZM197 77V78H196ZM196 77H193L194 79L196 78V80L200 77L198 75H196ZM227 77V76H226ZM227 77V78H228ZM237 77H238V74H237ZM20 78V79H21ZM48 78V77H47ZM54 78V77H53ZM52 80H55L53 79ZM67 78V77H66ZM69 78V77H68ZM190 78H192V76H190ZM192 78V79H193ZM210 78V77H209ZM220 78V79H221ZM226 78V79H227ZM241 78V77H240ZM244 78V77H243ZM25 79V81H26ZM36 79V78H34ZM40 79V78H39ZM49 79H51V77H49ZM64 79V77H63ZM61 78V80H63ZM72 79V78H71ZM74 79V78H73ZM72 79V80H73ZM95 79V78H94ZM185 79V78H184ZM184 79H179V80H176V81H179V84L182 85H186L188 84L189 82L186 81L188 80V76H187V79L184 80ZM190 79V80H192ZM204 79L203 77L200 79L202 80ZM212 78H210L209 80H211ZM218 79L217 81L219 82ZM225 79V78H224ZM237 79V78H235ZM22 80V79H21ZM45 80V79H44ZM48 80V79H47ZM60 80V79H58ZM65 80V79H64ZM69 80V79H68ZM78 80V79H76ZM74 80V81H76ZM97 80V79H96ZM189 80V81H190ZM194 80V81H196ZM200 80L198 79L197 82ZM208 80V81H209ZM229 80V79H228ZM242 80V79H241ZM37 82L41 83L38 79L36 80ZM73 81V82H74ZM93 81V79H92ZM175 81V80H174ZM212 81L215 82V79H212ZM216 81V82H217ZM222 81V79H221ZM233 81L232 83H235L234 80H231ZM230 81V83H231ZM237 81V80H236ZM240 81V80H239ZM238 81V82H239ZM243 81V80H242ZM240 81V82H242ZM34 82V81H33ZM48 83H50L49 81H47ZM60 82V81H59ZM64 82V81H63ZM68 82V81H67ZM72 82V81H71ZM72 82V83H73ZM77 82V81H76ZM85 82V81H84ZM81 81V83H84ZM87 82V80H86ZM110 82V81H109ZM191 82V81H190ZM205 82V79L204 81ZM207 82V81H206ZM217 84H219L218 88H220V82ZM225 82V81H224ZM227 82V80H226ZM240 82H239V85H240ZM29 83V82H28ZM36 82H34L35 84ZM53 83V82H52ZM50 83V84H52ZM55 83V81H54ZM58 83V82H57ZM56 83V84H57ZM66 82H64L65 84ZM80 83V82H79ZM89 83V82H88ZM111 83V82H110ZM209 84V82H207ZM211 83V82H210ZM33 84V85H34ZM62 84V83H61ZM63 84V85H64ZM66 84H69L66 83ZM65 84V85H66ZM99 84V83H98ZM96 84L98 87H100L98 89V91L100 90V92L103 91V87ZM124 84V85H123ZM201 85V82L199 83ZM208 84H206V86H208ZM225 84V83H224ZM229 84V83H227ZM226 84V85H227ZM30 85V84H28ZM33 85H30V92H33V91H40V89L38 88V86H33ZM59 85V84H57ZM64 85V86H65ZM75 85V84H74ZM80 85V84H79ZM87 86H89L87 83H86ZM93 85V84H92ZM189 85V84H188ZM195 85V84H194ZM205 84L203 83V86ZM214 85V84H212ZM230 85H233V84H230ZM40 86V85H39ZM43 86V85H42ZM82 86V85H80ZM79 86V87H80ZM85 86V85H84ZM145 87V88H142V87ZM189 86H193V84L189 85ZM199 86V85H198ZM204 86V87H206ZM211 86V84H210ZM208 86V87H210ZM222 86V85H221ZM49 89L53 86H49V85H46L44 86L43 89ZM68 87V86H67ZM95 87V86H94ZM93 87V88H94ZM195 87V86H194ZM208 87H206L208 89ZM212 87V86H211ZM215 87V86H213ZM210 88V90L212 89H215V88ZM223 87H226L223 85ZM234 87V86H232ZM236 87V85H235ZM33 88H38L37 90L33 89ZM66 88V87H65ZM86 88V87H85ZM132 89V90H135V91H139L143 94L141 95H134V96H129V97H126L128 95H122L123 93V90L125 89ZM227 88V87H226ZM88 89V87H87ZM86 89V90H87ZM204 89V88H203ZM217 89V87H216ZM223 89V88H221ZM220 89V90H221ZM225 89V88H224ZM229 89V87H228ZM232 89V88H231ZM257 89V88H256ZM11 90V91H10ZM76 90V89H75ZM91 90V89H90ZM209 90V89H208ZM209 90V91H210ZM226 90V89H225ZM233 90V89H232ZM249 90V89H248ZM198 91H199V88H198ZM205 90H203V92H205ZM10 92V93H9ZM68 93H72L73 95L71 96H74L75 99L77 98L78 99V95L80 93L76 92V91H72L71 90L69 91H66ZM89 92V90L87 91ZM94 92V91H93ZM201 92H202V89H201ZM207 92V91H206ZM217 92V90H216ZM219 90H218V96H221L219 95ZM221 92L224 93V91L222 90ZM233 92V91H232ZM235 92V91H234ZM211 93V92H209ZM213 93V92H212ZM86 94V93H85ZM112 94V95H111ZM203 94L204 96V93H200V95ZM221 94V93H220ZM225 94V93H224ZM237 94V93H236ZM56 95V96H54ZM88 95V94H86ZM206 95V94H205ZM207 95H211V94H208ZM214 97H216V93L214 95V93L212 94ZM223 95V94H222ZM234 95V94H232ZM248 95V94H247ZM45 96V97H44ZM83 96V95H82ZM202 96V95H201ZM212 96L213 99H216ZM60 97V96H59ZM205 97V96H204ZM222 97V96H221ZM224 97V96H223ZM232 97V96H231ZM92 98V97H91ZM208 96L205 98L207 99ZM211 98V99H212ZM220 98V97H219ZM218 98V99H219ZM230 98V97H229ZM233 98V97H232ZM244 98V97H243ZM250 98V97H249ZM256 98V97H254ZM203 100V101H207V100H210V98H208L207 100ZM212 99V100H213ZM225 99V97H224ZM231 99V98H230ZM76 101V100H75ZM83 101V100H82ZM217 101V99L215 100ZM215 101L213 100V102L215 103ZM222 101V99H221ZM240 101V100H239ZM250 101V100H249ZM209 102V101H208ZM219 102V101H218ZM225 102V101H224ZM224 102H222L224 104ZM237 102V101H236ZM243 102V101H242ZM93 103V102H92ZM90 102V104H92ZM210 103V102H209ZM212 103V102H211ZM210 103V104H211ZM221 103V107L223 106ZM246 103V101H245ZM68 104V106L66 107L65 105ZM87 104V103H86ZM99 104V103H97ZM217 104V103H216ZM215 104V105H216ZM220 104V103H218ZM247 104V103H246ZM262 104V102H261ZM113 105V104H112ZM228 105V103H227ZM241 105V104H240ZM78 105H76L75 107H77ZM214 106V105H213ZM220 106V105H219ZM231 106V105H230ZM237 106V105H236ZM243 106V104H242ZM74 107V109H75ZM227 107V106H225ZM251 107V106H250ZM249 107V108H250ZM257 107V106H256ZM259 107V106H258ZM224 108V107H223ZM231 108V107H230ZM241 108V107H240ZM236 109L239 111V109ZM247 108V107H246ZM260 108V107H259ZM9 109V108H8ZM91 109V108H90ZM248 109V108H247ZM235 110V109H234ZM235 110V111H236ZM254 110V109H253ZM257 110H261V111H264L262 110V108L260 109H257ZM59 111V113H60ZM67 111V110H66ZM65 113L67 114L68 112ZM71 112V110H69ZM73 111V110H72ZM91 111V110H90ZM95 111V109H94ZM97 111V110H96ZM95 111V112H96ZM100 111V110H99ZM106 111V110H105ZM109 111V110H108ZM234 111V112H235ZM250 111V110H249ZM255 111V110H254ZM250 112L251 114L254 112ZM76 112V111H74ZM82 112V111H81ZM87 113V111H85ZM84 112V113H85ZM93 112V111H91ZM104 112V111H103ZM233 112V111H232ZM233 112V113H234ZM256 112V111H255ZM254 112V113H255ZM16 113V112H15ZM58 113V114H59ZM63 113V114H65ZM79 113V112H78ZM94 113V112H93ZM105 113V112H104ZM244 113V112H243ZM259 113V112H258ZM261 114L263 112H260ZM72 114V113H71ZM83 114V113H81ZM80 114V115H81ZM112 114V113H111ZM114 114V113H113ZM264 114V113H263ZM46 116L45 119L44 117L41 118V116ZM76 115V113H75ZM102 115V114H101ZM100 115V117H101ZM246 115V113H245ZM259 115V114H258ZM2 116V115H1ZM0 116V117H1ZM54 116V115H52ZM58 116V115H55V117ZM84 116V115H82ZM87 116V115H85ZM99 116V115H98ZM107 116V115H106ZM105 116V117H106ZM111 116V115H110ZM240 116H241V113H240ZM248 116V115H247ZM39 117V118H38ZM66 118H68L66 115H65ZM89 117V116H88ZM87 117V118H88ZM108 117V116H107ZM72 118V117H71ZM75 119V117H73ZM72 118V120H74ZM93 119V116L91 117ZM114 118V117H112ZM243 119V117H241ZM249 118V117H248ZM26 119V120H27ZM82 119V118H81ZM104 119V118H103ZM115 119V118H114ZM241 119V120H242ZM247 119V118H245ZM244 119V120H245ZM9 120H11V122H9ZM69 121V119H67ZM94 120V119H93ZM243 120V121H244ZM248 120V119H247ZM246 120V121H247ZM264 120V119H263ZM262 120V121H263ZM71 121V120H70ZM77 121V120H76ZM83 121V120H82ZM90 121V119H89ZM92 121V120H91ZM107 121V120H106ZM113 121V120H111ZM80 122V121H79ZM100 122V121H99ZM260 122V121H259ZM9 123H12V124H9ZM31 123V121H30ZM70 123V122H69ZM73 123V122H71ZM70 123V124H71ZM81 123V122H80ZM83 123V122H82ZM89 123V122H88ZM93 123V122H91ZM94 123L97 124V122L94 121ZM250 123V122H249ZM252 123V122H251ZM32 124V123H31ZM261 124V123H260ZM264 124V123H263ZM61 125V123H60ZM75 125V123L71 126L73 127ZM89 125V124H88ZM93 125V124H92ZM91 125V126H92ZM111 125V124H110ZM90 126V125H89ZM96 126V125H95ZM106 126H107V123H106ZM97 127V126H96ZM250 128H252L253 131H250L247 133V130H249ZM37 129V130H36ZM45 129V128H44ZM54 129V128H52ZM57 129V128H56ZM59 129V128H58ZM93 129V128H92ZM68 130V129H67ZM86 130V129H84ZM89 130V129H88ZM49 131V130H48ZM53 131V130H52ZM57 131V130H56ZM59 131V130H58ZM65 131V130H64ZM90 131V130H89ZM55 132V131H54ZM67 132V131H66ZM93 132V131H92ZM105 132V131H104ZM9 133V132H8ZM48 133V132H47ZM57 133V132H56ZM64 133V132H63ZM54 134V133H52ZM85 134V133H84ZM91 134V133H90ZM104 134V133H103ZM21 135V134H19ZM30 135V134H29ZM39 135V134H38ZM37 135V136H38ZM49 135V134H48ZM55 135V134H54ZM61 135V134H60ZM22 136V135H21ZM24 136V135H23ZM57 136V134H56ZM92 136V135H91ZM60 137V136H58ZM105 137V135H104ZM40 138V137H39ZM88 139V138H87ZM44 140V139H43ZM51 140V139H50ZM45 141V140H44ZM94 141V140H93ZM48 142V141H47ZM96 142V141H95ZM103 142V141H102ZM105 142V141H104ZM46 143V142H45ZM94 143V142H93ZM42 144V143H41ZM37 145V144H36ZM43 146V145H42ZM46 146V145H45ZM263 147V150H264V145H262ZM23 147V145H22ZM102 147V146H101ZM46 149V148H45ZM99 150V149H98ZM132 151V150H131ZM100 152V151H99ZM132 152H135V151H132ZM264 160V159H263ZM262 160V162H263ZM173 161V160H171ZM261 162V163H262ZM260 163V164H261ZM264 163V162H263ZM254 164V163H253ZM252 164V166H253ZM136 165V166H134ZM251 165V164H249ZM248 165V167H249ZM262 165V164H261ZM122 166V169L120 168ZM247 167V168H248ZM259 167V166H258ZM262 167V166H261ZM264 167V165H263ZM251 168V167H250ZM249 168V169H250ZM252 169V168H251ZM250 169V171H251ZM261 169L260 168V171L261 172ZM248 170V169H247ZM254 166H253V174H254ZM256 170H258L256 168ZM246 171V170H245ZM244 171V173H245ZM258 172V171H257ZM258 172V173H259ZM243 173V172H242ZM243 173V174H244ZM264 173V172H262ZM95 174V173H94ZM240 174V173H239ZM243 174L241 176H243ZM246 174V173H245ZM249 174V173H248ZM252 173H250L249 175L247 176H250ZM252 174V175H253ZM56 175V174H55ZM64 175V174H63ZM70 175V174H69ZM256 175V173H255ZM255 175H253L255 177ZM261 175V173H260ZM259 175V176H260ZM263 175V174H262ZM73 176V175H72ZM93 176V175H92ZM96 176V175H95ZM225 177L224 179V182L221 181V179H223L222 177ZM246 176V175H245ZM246 176V178H247ZM251 176V177H253ZM264 176V175H263ZM262 176V177H263ZM59 177V176H57ZM77 177V176H76ZM75 177V178H76ZM90 177V176H89ZM94 177V176H93ZM244 177V176H243ZM258 177V176H257ZM256 177V178H257ZM261 177V178H262ZM72 178V177H70ZM74 178V177H73ZM250 178V177H249ZM99 179V180H98ZM116 179V180H115ZM71 180V179H70ZM68 176L67 177H62L61 179H58V178H53L51 175H48L46 173H39V174H36L35 176V179L29 184V186L27 187H20V188H16V189H12V188H0V221H7V223H9L10 221H12L14 218H17L19 217L18 219H20L21 217H23L22 215H27L28 214V211H29V206L25 207L27 202L28 201H32V203H34L35 205V202L38 203L39 201H44L43 197H46L47 194H45L49 189L51 188H55L57 189V186L61 185L63 186V184L65 183H68ZM48 181V182H46ZM76 183V184H75ZM263 183V182H262ZM112 184V185H111ZM67 185V184H66ZM260 185V184H259ZM65 186V185H64ZM68 186V185H67ZM103 186V185H102ZM104 186V187H105ZM123 186V185H122ZM141 186V185H140ZM258 186V185H257ZM261 186V185H260ZM72 187V186H71ZM70 187V188H71ZM73 187V190L74 188ZM91 187V188H90ZM103 187V188H104ZM127 187V186H126ZM256 187V186H255ZM60 188V186L58 187ZM67 188V187H66ZM65 188V189H66ZM86 188V189H87ZM115 188V187H113ZM125 188V186H124ZM159 189V190H154V189ZM68 189V188H67ZM66 189V190H67ZM85 189V188H83ZM109 189V187H108ZM134 189V188H133ZM186 189V191H187ZM219 189V190H220ZM62 190V189H61ZM65 190V191H66ZM72 190V189H71ZM96 190V189H95ZM106 190H107V187H106ZM182 190V189H181ZM182 190V191H183ZM64 191V193H65ZM86 191V190H85ZM180 193V189L178 190ZM178 191L174 192V194L178 193V195L180 194ZM187 191V193H188ZM191 191H194L191 190ZM190 191V192H191ZM196 193H197V190H195ZM220 191H223V190H220ZM219 191V192H220ZM229 191V190H228ZM259 191V190H258ZM261 191H264L263 190V187L261 188ZM57 195H58V192L57 191ZM63 192V191H62ZM72 192V191H71ZM91 192V191H90ZM101 192V191H100ZM103 193L104 192V189L102 190ZM101 192V193H102ZM110 192V191H108ZM161 192V193H160ZM199 192V191H198ZM210 192V191H208ZM218 192V191H216ZM225 192V190L223 191ZM246 191L243 190V193H245ZM256 192V191H255ZM51 193H53V191L51 190ZM55 193V192H54ZM70 193V191H69ZM75 194V192H73ZM80 193V192H79ZM79 193L77 194L78 197H79ZM83 194V192H81ZM80 193V195H81ZM87 193V192H86ZM184 193V191H183ZM180 194V195H183L184 194ZM192 193V192H191ZM190 193V194H191ZM194 193V194H196ZM202 190H201V192ZM228 193V192H227ZM242 192H240L241 194ZM247 193V192H246ZM244 194L245 196L247 194ZM97 193H94L93 195H95ZM107 194V193H106ZM186 194V192H185ZM202 194H196L197 196L201 195ZM209 194V193H208ZM215 194V193H214ZM220 194V193H219ZM237 194H239L237 192ZM236 194V195H237ZM264 194V193H263ZM262 194V195H263ZM61 195V193L59 194ZM67 195L68 192H67ZM76 195V196H77ZM88 195V194H87ZM104 195V194H103ZM186 195H189V194H186ZM185 195V196H186ZM195 195V196H196ZM204 195V194H203ZM218 194H215L213 197L214 199L218 198L217 197ZM224 195V194H223ZM226 195V193H225ZM228 195V194H227ZM235 195V194H234ZM261 195V193H260ZM261 195V196H262ZM53 196V195H52ZM83 198L85 199V193L83 194ZM89 196V195H88ZM107 196V195H105ZM134 196V195H133ZM184 196V197H185ZM190 196V195H189ZM193 197L194 198V201H193V204L194 202H197L198 203V199H195L197 197ZM208 196V195H207ZM211 196V195H210ZM218 196H221V195H218ZM232 196V195H231ZM230 196V197H231ZM238 196V195H237ZM241 196V195H240ZM243 196V195H242ZM243 196V199L244 197ZM249 197V195H247ZM257 196H258V193H257ZM259 196V197H261ZM264 196V195H263ZM61 197V196H60ZM63 197V196H62ZM66 198L68 196H65ZM70 197V196H69ZM81 197V196H80ZM79 197V201H80V198ZM96 197V196H94ZM104 197V196H103ZM188 197V196H186ZM222 197V196H221ZM227 197V196H225ZM223 197V198H225ZM234 197V196H232ZM236 197V196H235ZM239 197V196H238ZM236 197V198H238ZM247 197V201L249 199L250 200H253L254 201L257 199H255V196L252 197L253 199H250ZM258 197L259 200H261L260 198ZM13 198V199H12ZM14 198L17 200H14ZM64 198V197H63ZM99 198V196H98ZM107 199L105 200H97L96 202L97 203H92V205L90 204H87L86 202L84 203H81L79 205V207H84V206H96V205H104V206H110L112 204H115L113 203V201L109 200L108 197H106ZM117 198V197H116ZM117 200H120L118 199ZM208 198V197H207ZM234 200V207H236L238 204L235 203V200ZM12 199V200H11ZM49 199V198H48ZM56 199V198H55ZM59 199V198H58ZM56 199V200H58ZM72 200V196L70 198ZM83 199V200H84ZM91 199V198H90ZM101 199V196L100 198ZM213 199V200H214ZM228 199V197H227ZM231 199V198H230ZM242 199V198H241ZM242 199V200H243ZM246 199V197H245ZM243 200L244 202L246 200ZM16 201L18 202L19 204H11V202ZM47 200V199H46ZM60 200V199H59ZM64 200V199H63ZM61 201V202H66V200L64 201ZM75 200V199H74ZM85 200H89V199H85ZM84 200V201H85ZM93 200V198H92ZM106 200H109V201H106ZM182 200V198H181ZM189 200L191 201V196L189 198ZM202 200V199H201ZM207 200V199H205ZM238 200H240V198H238ZM78 201V199H77ZM78 201V202H79ZM95 201V200H94ZM121 201V202H122ZM189 202V204L192 203ZM211 201V200H210ZM223 201V200H222ZM221 201V202H222ZM229 201V200H228ZM232 201V200H230ZM248 201V204L247 206H251V204H253V201L252 203L250 204V202ZM48 202V201H47ZM53 202H55V200H53ZM52 202V203H53ZM71 202V201H70ZM120 202V203H121ZM203 202V200H202ZM201 202V204L203 205V203ZM217 202V201H216ZM219 202V201H218ZM225 202V200H224ZM227 202V201H226ZM225 203H221L225 204V206L227 205V209L229 208L228 207V204L231 203L229 202L228 204ZM238 202V201H237ZM259 202V201H257ZM262 202V201H261ZM41 203V202H40ZM51 203V204H52ZM57 203V202H56ZM91 203V201H90ZM118 203V201H117ZM196 203V204H197ZM209 203V202H208ZM247 202L244 203V205L246 204ZM256 203V201H255ZM30 204V202H29ZM42 204V203H41ZM49 204V205H51ZM58 204V203H57ZM159 205L158 208H154L155 205ZM162 204L161 207H163L165 204H169V206H171V210L172 207L176 210V211H171V210H168V206H164L167 208V211H164L165 209L164 208H160V205ZM178 204V205H179ZM188 204V203H187ZM200 204V202H199ZM198 204V205H199ZM200 204V205H201ZM220 204V205H221ZM250 204V205H249ZM257 204V203H256ZM255 204V205H256ZM261 204V203H260ZM46 205V204H45ZM60 205V204H59ZM63 205V204H62ZM65 205V204H64ZM63 205V206H64ZM67 205V204H66ZM72 205V204H71ZM74 205V203H73ZM72 205V206H73ZM76 205V203H75ZM74 205V206H75ZM199 205V206H200ZM219 205V206H220ZM230 205V204H229ZM233 206V203L231 204ZM239 205H240V202H239ZM242 205V203H241ZM254 205V207H255ZM264 205V204H263ZM262 205V206H263ZM41 206V205H40ZM43 206V205H42ZM69 206V205H68ZM67 206V208H69ZM108 206V207H109ZM152 206V207H151ZM180 206V205H179ZM186 206V205H185ZM219 206H218V211L220 210L219 209ZM221 206V207H223ZM224 206V207H225ZM246 206V205H245ZM259 206V204H257V207ZM48 207V206H47ZM66 207V206H65ZM78 207V208H79ZM190 207V205H189ZM193 207V206H192ZM191 207V209H192ZM196 207H198L196 205ZM204 206L202 207H199L198 209H201L203 208ZM239 207V206H238ZM241 207V206H240ZM239 207V208H240ZM246 208V210H248L247 208L248 207H244ZM57 208V207H56ZM71 208V207H70ZM76 208V207H75ZM110 208V207H109ZM114 208H115V205H114ZM179 208V209H180ZM188 208V207H187ZM185 208V209H187ZM194 208H195V205H194ZM193 208V209H194ZM232 208V207H231ZM250 208V207H249ZM261 209V206L259 207ZM32 209V208H31ZM42 209V207H41ZM40 209V210H41ZM44 209V208H43ZM92 209V208H91ZM118 209V208H117ZM157 209V210H156ZM164 209V210H162ZM189 209V208H188ZM190 209V210H191ZM197 209V208H196ZM196 209L192 210V211H196ZM242 209H238L239 210V213L242 211ZM264 209V208H262ZM90 210V209H89ZM87 210V211H89ZM100 210V209H99ZM103 210V209H102ZM112 210V208L110 209ZM181 210V209H180ZM179 210V211H180ZM224 210H226L224 208ZM236 210H237V207H236ZM241 210V211H240ZM252 209H249V211L251 212ZM253 210L255 211V209L253 208ZM42 211V210H41ZM97 212V210H95ZM113 211H116V209H114ZM129 211V210H127ZM187 211V210H186ZM189 211V210H188ZM191 211V212H192ZM223 211V209H221V212ZM232 212V210L229 208V211H226L225 213L227 215L228 212ZM245 211V209H244ZM264 210H259V212L263 213ZM35 212V211H34ZM86 212V211H85ZM95 212V213H96ZM99 212V211H98ZM115 212V213H116ZM135 212V211H134ZM139 212V211H138ZM198 211H196L197 213ZM204 212V211H203ZM201 212V213H203ZM205 212H207L208 214V211L206 210V207H205ZM204 212V213H205ZM209 212L211 213V211L209 210ZM216 212V211H215ZM230 212V213H231ZM236 212V211H235ZM238 212V211H237ZM248 212V211H247ZM246 212V213H247ZM258 212V211H257ZM32 213V212H31ZM38 213V212H37ZM84 213V212H83ZM91 214H93L92 212H90ZM101 213V212H99ZM120 213V212H119ZM141 213V212H139ZM195 213V212H194ZM199 213V212H198ZM200 213V214H201ZM203 213V214H204ZM217 213V212H216ZM225 213L222 212V216L221 218H224V215ZM246 213H243L242 214H246ZM252 213V212H251ZM260 214L261 216L263 214ZM34 214V213H33ZM89 214V212H88ZM118 215V213H116ZM115 214V216H116ZM156 214V213H155ZM189 214V213H187ZM206 214V213H205ZM236 214V213H234ZM256 214V212L254 213V215ZM31 215V214H30ZM29 215V216H30ZM76 215V214H75ZM101 215V214H100ZM144 215V213L142 214ZM141 215V216H142ZM159 215V216H160ZM212 215H213V212H212ZM226 215V216H227ZM243 215H241L240 217H242ZM78 216V214H77ZM81 216H83L81 214ZM84 216H86V214H84ZM136 216V215H135ZM140 216V215H139ZM146 216V215H145ZM157 216V215H156ZM160 216V217H161ZM187 216V215H186ZM200 216V215H199ZM205 217V215H203ZM211 215L209 214V217ZM214 216H215V213H214ZM212 216V217H214ZM232 213H231V217H232ZM245 216V215H244ZM247 216V217H246ZM245 218L247 219L248 222H254L253 220V217L251 218L250 215H248V213L246 214ZM248 216L250 217L249 219L251 221L248 220ZM256 216V215H255ZM258 216V215H257ZM45 217V215L43 216ZM49 217V216H48ZM51 217V216H50ZM49 217V218H50ZM75 217V216H74ZM89 217V216H88ZM104 217V216H103ZM113 217V215H112ZM118 216H116L117 218ZM121 217V216H120ZM119 217V218H120ZM123 217V216H122ZM144 217V216H143ZM143 217H141L143 219ZM149 217V216H148ZM155 217V216H154ZM153 217V218H154ZM185 215L183 216V219ZM190 217V218H189ZM201 217V216H200ZM208 217V216H207ZM216 217H220L219 216V212H218V215H216ZM229 217V216H228ZM230 217V219H231ZM235 217V216H234ZM237 217H238V214H237ZM90 218V217H89ZM98 218V217H97ZM109 218V217H108ZM138 218V217H136ZM152 218V217H150ZM165 217H163L164 219ZM167 218V216H166ZM165 218V220H166ZM180 218V219H179ZM189 218L190 221L192 220H196L198 219L197 216H192V215H189L187 217V219ZM192 218V219H191ZM227 218V217H225ZM224 218V219H225ZM244 218V219H245ZM256 218V217H255ZM261 220H262V217H260ZM17 219V220H18ZM22 219V218H21ZM39 219V218H38ZM51 219V218H50ZM77 219V218H76ZM92 220H87L86 219L84 220V222H81V221H77V220H73V218L71 219V221L69 220H66L64 221V223L66 224V222L68 223L67 225H64V226H61V227H58L57 229L51 231L52 227L51 228H48L49 225L51 224H48V222L46 221V219H44L43 221H37L34 223V219L32 221V223H25L23 221V223L25 224H22L21 222V225H13L11 227H8L6 228L7 231H5V236L8 237V239H10L11 241L14 239V240H18V242L20 241H23V243H25L24 241H30V239H35L37 238L40 239V238H59V237H64V236H71V237H68L67 239L71 240V238H74V237H78L79 235L78 234H95L96 236L97 235H100V234H105L107 233L106 235H110V234H113V235H127L128 232H133L135 231L137 228V226H148V224L150 225L151 221L153 220H156V217L155 219L151 220L150 223L146 224V223H139V220L140 217H139V221L137 222L136 219L134 222L133 219L134 217L132 218V221L131 222H110V223H105V224H102V223H95V220H93V218H91ZM94 219H96L94 217ZM99 219V218H98ZM131 219V218H130ZM149 219V218H148ZM159 220H162V218H157ZM233 219V218H232ZM235 219V218H234ZM241 219V218H237V225L239 227H242L245 225L244 228H247L250 224L252 225V223H247L246 222H238V220ZM243 219V218H242ZM258 218H256L255 220L257 221ZM41 220V218H40ZM108 220V219H107ZM121 220V219H120ZM124 220V219H123ZM145 220V219H144ZM236 220V219H235ZM259 220V219H258ZM36 221V220H35ZM53 221V219H52ZM100 221V220H98ZM97 221V222H98ZM127 221V220H126ZM149 221V220H148ZM163 221V220H162ZM161 221V222H162ZM200 221V220H199ZM264 221V219L262 220ZM261 221V222H262ZM30 222V221H29ZM70 222V223H69ZM143 222V221H142ZM146 222V221H145ZM160 222V221H159ZM158 222V223H159ZM160 222V223H161ZM197 222V221H196ZM228 222H230L228 220ZM261 222H258L257 221V224L256 226H259L261 224ZM154 222H152L153 224ZM156 223H157V220H156ZM194 223V222H193ZM209 223V222H208ZM212 223V222H211ZM214 223V222H213ZM216 223H219V222H216ZM223 223V222H222ZM255 223V222H254ZM258 223H260L258 225ZM264 223V222H263ZM262 223V224H263ZM201 224H202V220H201ZM228 224V223H227ZM230 225V223H229ZM236 226V224H233ZM21 226V227H19ZM205 226V225H204ZM213 226V224H212ZM224 226V225H222ZM203 227V226H202ZM206 227V226H205ZM207 227H209L207 225ZM216 227V226H215ZM219 226H217L218 228ZM252 227V226H251ZM19 228V229H18ZM211 227H209V230H210ZM238 228V227H237ZM241 228V229H242ZM249 228V227H248ZM261 228V227H260ZM54 229V228H53ZM153 229V228H152ZM207 228H204L203 227V230ZM220 229V228H219ZM250 229V228H249ZM259 229V228H257ZM177 230V229H176ZM202 230V229H201ZM205 230V231H206ZM240 230V229H239ZM253 231H255L254 229H252ZM161 231V230H160ZM200 231V230H199ZM243 231H246V230H243ZM253 231H248L247 232H252ZM153 232V231H152ZM174 232V231H173ZM183 232V230H182ZM204 232V231H203ZM211 232V233H210ZM213 233H216L218 232V229H214L212 228L210 231H207L205 232V234L207 233H210L212 234ZM246 232V233H247ZM257 232V231H256ZM156 233V232H155ZM171 233V232H170ZM185 233V232H184ZM199 233V232H198ZM225 233V232H224ZM241 233H245V232H242ZM255 233V232H254ZM3 234V233H2ZM161 234V233H160ZM176 234V233H175ZM182 234V233H179V235ZM201 234V233H200ZM220 234V233H219ZM223 234V233H222ZM234 234V233H232ZM170 235V234H169ZM172 235V234H171ZM183 235V234H182ZM185 235V234H184ZM224 235H227V234H224ZM224 235H221L220 234V239L222 237H224ZM231 235V234H230ZM239 235V234H238ZM245 235V234H244ZM243 235V236H244ZM247 235H250L247 233ZM245 235V237H250V236H247ZM254 235V234H253ZM187 236V235H186ZM210 236V235H209ZM209 236L207 237V239H211L209 238ZM218 236V235H217ZM228 236V235H227ZM226 236V239H224L225 241L228 239ZM234 236V235H232ZM231 236V237H232ZM256 237V234L254 235ZM258 236V235H257ZM159 237V236H158ZM175 237V236H174ZM188 237V236H187ZM193 237V236H191ZM205 237V235H204ZM211 237V236H210ZM213 237V235H212ZM216 237V236H215ZM214 237V238H215ZM229 237V236H228ZM236 237V235H235ZM240 237V236H239ZM242 237V236H241ZM254 237V238H255ZM95 238V237H94ZM104 238V237H103ZM110 238V237H108ZM194 238V237H193ZM196 238V237H195ZM206 238V237H205ZM217 238V237H216ZM230 238V237H229ZM238 237H236L237 239ZM65 239V237H64ZM87 239V238H85ZM90 239V238H89ZM185 239V238H184ZM192 239V238H191ZM199 239V238H198ZM201 239V238H200ZM213 239V238H212ZM223 239V238H222ZM96 240V239H95ZM201 240H204L201 239ZM217 240V239H216ZM219 240V239H218ZM229 240V239H228ZM231 240V239H230ZM229 240V241H230ZM234 240V239H233ZM239 241L241 239H238ZM245 239H242V241H244ZM253 240V239H252ZM257 240V239H256ZM8 241V240H7ZM35 241V240H34ZM61 241V240H60ZM64 241V240H63ZM87 241H90V240H87ZM195 241V240H194ZM197 241V240H196ZM199 241V240H198ZM205 241V240H204ZM208 241V240H207ZM211 241V240H210ZM209 241V242H210ZM232 241V240H231ZM230 241V242H231ZM237 241V240H235ZM238 241V242H239ZM13 242V241H12ZM32 242V241H30ZM38 242H41V241H38ZM65 242V241H64ZM62 243L63 245H69V244H72L74 242H70V243ZM83 242V241H82ZM202 242V241H201ZM206 242V241H205ZM208 242V243H209ZM215 242V241H214ZM227 242V241H226ZM238 242H233V243H236L238 244ZM246 242V241H245ZM251 242V241H250ZM8 243V242H7ZM22 243V242H21ZM27 243V242H26ZM25 243V245H26ZM76 243V242H75ZM88 243V242H87ZM91 243V242H90ZM204 243V242H203ZM220 243V242H219ZM224 243V241H223ZM232 243V242H231ZM248 243V241H247ZM38 244V243H36ZM54 244V243H52ZM56 244V243H55ZM77 244V243H76ZM86 244V243H85ZM95 244V243H94ZM240 244V242H239ZM242 244V243H241ZM244 244V242H243ZM242 244V245H243ZM246 244V243H245ZM252 244V243H250ZM258 244V243H257ZM262 244V242H261ZM61 245V244H60ZM75 245V244H74ZM80 245V244H79ZM96 245V244H95ZM104 245V244H103ZM232 245V244H231ZM248 245V244H246ZM24 246V245H23ZM44 246V245H43ZM99 246V245H98ZM97 246V247H98ZM111 246V245H110ZM117 246V244H116ZM134 246V245H133ZM152 246V245H150ZM168 246V245H167ZM239 246V245H238ZM255 246V245H253ZM7 247V246H5ZM104 247V246H103ZM109 247V245H108ZM119 247V246H118ZM169 247V246H168ZM176 247V246H174ZM186 247V246H185ZM240 247V246H239ZM262 247V246H261ZM101 248V247H100ZM113 248V247H112ZM125 248V247H124ZM130 248V247H129ZM128 248V249H129ZM182 248V249H181ZM217 248V247H216ZM249 248H250V245H249ZM57 248H52L50 250L46 249L44 250L42 253L43 255H46V257H48V259L50 258H54V257H51V256H55L56 257V253ZM64 249V248H63ZM73 249V247H72ZM115 249H117L115 247ZM147 249V248H146ZM158 249V248H157ZM161 249V248H160ZM256 249V248H255ZM260 249V248H259ZM59 250V249H58ZM71 250V249H70ZM107 250V248H106ZM123 253V249H121ZM131 249V252H128L129 254L127 255H121L122 257V260L119 261L118 264H169L170 262H172L173 264H205V261L208 260V259H216L218 258L214 252H210V251H206V250H199V249H184L183 247H180L179 249H177L176 251H174L173 253L171 254H167L166 255H159L157 254V250L156 249H148V250H144V251H138V252H135V250ZM138 250V249H136ZM165 250H168V249H165ZM253 250V249H252ZM60 251V250H59ZM77 251V249H76ZM126 251V250H125ZM160 251V250H159ZM168 252V251H167ZM172 252V251H171ZM8 253V252H7ZM79 253V252H78ZM102 253V252H101ZM114 253V252H113ZM112 253V254H113ZM119 253V252H118ZM13 254H16V253H13ZM243 254V253H242ZM8 255V254H7ZM17 257H18V253L16 254ZM104 255V256H103ZM94 255V254H91V255H81V254H74L73 257L78 259V260H81L83 262L84 259H86V261L89 259V260H95V259H99V260H108V259H112L114 257H111L112 255L108 254L105 255ZM119 255V254H118ZM14 257V256H13ZM72 257V258H73ZM8 258V257H7ZM57 258V257H56ZM63 258V257H62ZM120 258V257H118ZM37 259V258H36ZM55 259V258H54ZM114 259H117V258H114ZM8 260V259H7ZM5 261V260H2L0 261V264H26V260H9V261ZM119 260V259H117ZM246 260L248 263L250 261H248L247 259H244ZM35 261V260H34ZM77 261V260H76ZM80 261V262H81ZM42 262V261H41ZM39 260L35 261L34 263L32 262L31 264H46V263H41ZM58 261H56V264H61V263H57ZM75 262V261H74ZM90 262V261H89ZM100 262V261H99ZM51 263V262H50ZM55 263V262H54ZM66 263V262H65ZM30 264V263H29ZM48 264V263H47ZM71 264V263H70ZM116 264V263H115Z\"/></svg>",
  "mask_w": 264,
  "mask_h": 264
},
{
  "label": "water",
  "instance_id": "3",
  "mask_svg": "<svg viewBox=\"0 0 264 264\" xmlns=\"http://www.w3.org/2000/svg\"><path fill=\"white\" fill-rule=\"evenodd\" d=\"M257 1H259V0H257ZM234 10H235V12L239 13L240 11L243 10V8L234 9ZM171 37L172 36L170 35V37H168V38H163V35H161V32L159 33V31H158V33H156L155 40L159 41V43H160L161 42L159 40L160 38L161 39L163 38V41L164 40L169 41ZM173 38H175V37L173 36ZM173 48H174V46L171 47V49H173ZM167 73H168L167 74L168 76L175 77L172 72L168 71ZM24 78H26V77H24ZM27 79L28 80H26V81L30 80L29 78H27ZM23 80H25V79H23ZM28 84L33 85L32 83H24L23 86H19L17 88L22 87L24 92H26L27 90L29 93H35L36 92L37 96L46 95V98L52 94L51 90L53 88L60 87V86H53L49 89H47V88L43 89L41 87H38L40 89V91L30 92L31 87ZM33 86H35V85H33ZM38 88H36V89L33 88V89L37 90ZM99 88L100 87L95 85V87L92 89L94 92L92 91L89 96L90 97L103 98L102 100H111L112 99V97H108V95L105 94V92H104L105 90H103L102 92H100V90L98 91ZM68 90L69 91L71 90V92L73 91V89L64 88V90L60 94H58L57 96L58 97L60 96L61 98L74 97V96H71V95H73L72 93L70 94V93L66 92ZM79 92H81V94H84L83 91H79ZM88 94H89V92H88ZM51 96H53V94ZM54 96H56V95H54ZM86 96L87 95L84 94V97H86ZM64 100H66V99H64ZM76 101H77V98H76ZM76 101L71 100V101H68L67 103L68 104L73 103V105H74ZM200 101H201L202 106L205 110H207V111H209L215 115H218L222 118H226L229 121H233V122H235V123H237L243 127V125H242L243 121L240 119V117L236 113H233L232 111H230L227 107L223 108V107L219 106L218 108H214L212 104H210L206 101H203V100H200ZM68 104H66L65 106L67 107ZM260 106L264 107L263 104H261ZM110 108H112V107L108 108L109 111L107 112V116H110L111 113L114 112L115 115H117V118H115L116 121L113 120V123H111V125L108 123V121H106V123H107V126L105 124V128H106L105 142L106 143L104 144V152H105V150H109L111 152H116L115 149H117V150L119 149V155L122 158H123V156H122V154H123L128 159H131L132 161H134L138 167H144V165H148V163L144 162L145 161L144 159H151L150 157L156 156L160 160L159 161L160 166H162V167H167L172 162H174V164H176L177 166L181 165L182 163H189V164L193 163L194 166L201 167L203 169L205 168V166L203 165L204 163L201 160L194 158L191 154H186L185 152H183L184 150H182V147L175 145V144L172 145L171 143H168L166 141L162 142L161 140L151 138L150 136H148L147 134H145L141 131H137L131 125L126 124L123 121V119L120 117V115L117 112L112 111V109H110ZM65 110H68V109H65ZM65 110H61V111L59 110V111L63 113V111H65ZM48 113H50V116H51L50 118L53 119V116H52L53 112L49 111ZM53 114H56V113H53ZM263 118H264V114H259L255 117H251V118L249 117L248 120L255 123L253 125H258L256 123L261 121ZM56 119H58V117ZM117 121H119L120 123ZM119 124H121V125H119ZM250 131H253L252 128L247 130V133ZM249 139H252V143L249 144V147H248L249 153L247 155H248L249 163L246 165V167H248V165L251 163H254L255 166L257 167V165H259L262 162V159H264V150L262 148L263 147L262 145H264V143L259 139L258 136H255L253 133H251V136L249 137ZM131 150L135 151V152H132ZM171 160H173V161H171ZM136 165H134V166H136ZM233 174L234 173L226 175L225 177L229 176L232 179L231 183L238 184V185L240 184L242 186L243 185H250V184L258 185V184H261L264 180L263 178H260V177L254 178V176H253L250 179L248 177L246 178L243 176H239L238 174H236V175H233ZM225 177H222L223 178V179H221L222 182H224ZM229 177H228V179H229Z\"/></svg>",
  "mask_w": 264,
  "mask_h": 264
}]
</instances>
